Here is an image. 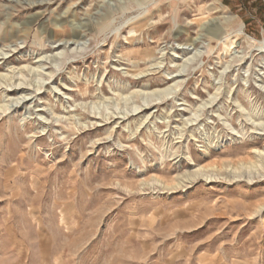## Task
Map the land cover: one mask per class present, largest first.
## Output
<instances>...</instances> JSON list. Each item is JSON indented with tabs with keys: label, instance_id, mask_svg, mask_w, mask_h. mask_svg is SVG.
<instances>
[{
	"label": "rangeland",
	"instance_id": "obj_1",
	"mask_svg": "<svg viewBox=\"0 0 264 264\" xmlns=\"http://www.w3.org/2000/svg\"><path fill=\"white\" fill-rule=\"evenodd\" d=\"M0 264H264V0H0Z\"/></svg>",
	"mask_w": 264,
	"mask_h": 264
},
{
	"label": "bare ground",
	"instance_id": "obj_2",
	"mask_svg": "<svg viewBox=\"0 0 264 264\" xmlns=\"http://www.w3.org/2000/svg\"><path fill=\"white\" fill-rule=\"evenodd\" d=\"M262 43V42H261ZM263 48V47H262ZM195 176V175H194ZM194 178H196V176L194 177Z\"/></svg>",
	"mask_w": 264,
	"mask_h": 264
}]
</instances>
